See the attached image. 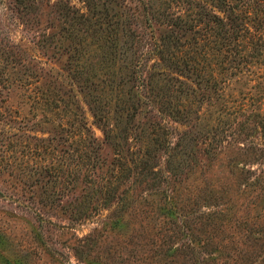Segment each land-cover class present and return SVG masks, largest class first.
<instances>
[{
	"label": "rangeland",
	"instance_id": "1",
	"mask_svg": "<svg viewBox=\"0 0 264 264\" xmlns=\"http://www.w3.org/2000/svg\"><path fill=\"white\" fill-rule=\"evenodd\" d=\"M187 9L0 0V264H264V37L183 45Z\"/></svg>",
	"mask_w": 264,
	"mask_h": 264
},
{
	"label": "trees",
	"instance_id": "2",
	"mask_svg": "<svg viewBox=\"0 0 264 264\" xmlns=\"http://www.w3.org/2000/svg\"><path fill=\"white\" fill-rule=\"evenodd\" d=\"M173 1L174 0H171V2ZM183 1L188 5L185 16L180 14L175 15V13H172L175 17L169 21L171 22V27L174 26L178 29H184L185 31H189L194 34V36H192L193 41H186L183 45H202L200 44V40L205 39L206 43L203 45L217 46L218 48L215 47L216 50H228L229 48L228 51H230L232 50L230 45H232L233 40H236V45H245L244 41H240V37L243 39L245 37V33H251L252 37H256V34H258L259 36L257 37L259 39L264 37V32H258L261 30L259 27L260 25H262L264 29V0ZM143 3L145 2L143 1ZM144 7L147 12L153 9L150 5H144ZM209 8H213L212 15L210 14L211 12L209 11ZM156 11L162 14L160 9ZM205 19L207 20L204 21ZM209 22H211V25ZM252 28H254L255 33H252ZM201 29L204 31L201 32ZM249 42L250 41L248 40L247 44ZM161 44H157L155 42L153 47L154 53L158 59L169 62L170 66L180 68L181 71L184 70L180 66H182L185 70L192 72L195 76L194 81L197 85L208 84L206 83V77L210 76V73L206 72V69L209 62H212V60H209V55L211 54L210 51H205L203 55L198 57H195L194 55L189 57L186 51L176 49L177 51L170 52L166 55V51ZM182 52L184 54L181 55L180 53ZM157 74L162 75L163 72L158 71V73H151L149 77L153 78ZM140 78L143 79L144 76L141 75ZM188 88L190 87L188 86ZM140 102L141 99L137 98L135 103L131 105L132 110L136 111Z\"/></svg>",
	"mask_w": 264,
	"mask_h": 264
}]
</instances>
